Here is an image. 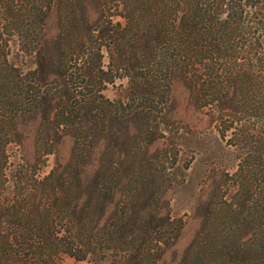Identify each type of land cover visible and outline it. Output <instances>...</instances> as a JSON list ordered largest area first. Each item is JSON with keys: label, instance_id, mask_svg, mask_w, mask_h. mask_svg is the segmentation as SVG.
Here are the masks:
<instances>
[{"label": "trees", "instance_id": "obj_1", "mask_svg": "<svg viewBox=\"0 0 264 264\" xmlns=\"http://www.w3.org/2000/svg\"><path fill=\"white\" fill-rule=\"evenodd\" d=\"M176 84L235 169L208 174L175 264H264V0H0V264H164L185 226L168 194L191 164ZM20 118L38 120L32 163L9 161ZM65 137L68 160L41 176Z\"/></svg>", "mask_w": 264, "mask_h": 264}, {"label": "rangeland", "instance_id": "obj_2", "mask_svg": "<svg viewBox=\"0 0 264 264\" xmlns=\"http://www.w3.org/2000/svg\"><path fill=\"white\" fill-rule=\"evenodd\" d=\"M55 20L49 22V31L54 32ZM15 49V45L12 46ZM107 65L108 60H103ZM126 80H116L104 91V95L116 100L123 98ZM169 111L171 113L173 136L179 138L183 161H190V167L183 172V181L168 194L170 212L173 218H181L185 222L181 236L176 244L165 254L164 264H175L183 250L190 243L199 229L202 206L212 193L213 185L208 179L212 169L224 168L233 171L235 162L230 154L225 153L224 144L220 141L214 125L207 116L195 109L188 100V94L181 84L173 87ZM18 133L16 142L7 147L9 161L12 163L34 160L35 143L38 133V120L20 118L16 121ZM73 141L70 137L62 139L57 149V156L49 155L46 164L39 170L41 176L47 175L53 168L56 158L65 163L71 153ZM62 264H96L92 260L77 261L64 257ZM99 264H108L103 261Z\"/></svg>", "mask_w": 264, "mask_h": 264}]
</instances>
